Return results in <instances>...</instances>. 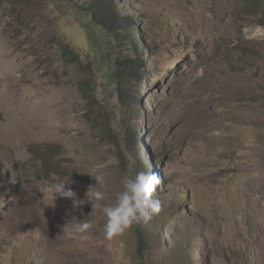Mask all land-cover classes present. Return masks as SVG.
<instances>
[{
  "label": "rangeland",
  "instance_id": "374dc122",
  "mask_svg": "<svg viewBox=\"0 0 264 264\" xmlns=\"http://www.w3.org/2000/svg\"><path fill=\"white\" fill-rule=\"evenodd\" d=\"M92 1L0 0V264H264L258 0H113L145 59L140 80L135 42L113 32L118 49L100 61L115 88L67 46L100 62L86 31ZM141 170L162 181L161 212L139 223L141 254L138 224L108 239L99 208L50 190L70 177L85 199L101 175L99 203L111 204ZM73 220L95 227L73 233Z\"/></svg>",
  "mask_w": 264,
  "mask_h": 264
},
{
  "label": "clouds",
  "instance_id": "9594fccd",
  "mask_svg": "<svg viewBox=\"0 0 264 264\" xmlns=\"http://www.w3.org/2000/svg\"><path fill=\"white\" fill-rule=\"evenodd\" d=\"M104 166V165H102ZM96 180L94 186H90L85 199H78L76 192L70 187V177H53L50 190L55 199L56 196L72 200L74 208H79L87 201L92 203V208H99L106 217L104 233L108 239L122 235L126 230L142 221L147 222L153 215L159 214L162 203L159 198H154L157 187L161 184L158 173L151 170L130 173L123 178L122 190L117 193L114 203L101 205L107 192L102 191L105 187L104 178L101 175L93 176ZM99 185V188H96ZM93 200L97 201L93 205ZM95 227L93 220H73L71 231L84 234Z\"/></svg>",
  "mask_w": 264,
  "mask_h": 264
},
{
  "label": "trees",
  "instance_id": "16d2710c",
  "mask_svg": "<svg viewBox=\"0 0 264 264\" xmlns=\"http://www.w3.org/2000/svg\"><path fill=\"white\" fill-rule=\"evenodd\" d=\"M256 2L257 4H255V6L262 11L261 21L264 22V0H258ZM87 11L91 16V26H86V31L88 33L89 41H91V43L94 46L96 45L95 46L96 50H94L96 53L95 58L97 56V59H99V61L101 60L100 59L101 55L106 53L112 54L114 53V51L118 49V44L114 39L116 38V36L114 37L113 32L118 33V31L123 30L128 33L126 38L135 42L136 37L135 35H132V31L133 30L135 31L134 20L129 17L130 16L129 14L127 15L122 14L118 9V7L113 3V0H93L92 3L87 8ZM73 45L74 44H70V43L67 44V46H69V50L73 51L72 52L73 54L68 53L70 54V57H73L74 60L76 61L78 60L80 61V63L86 66H88V64H92L91 68L97 69L99 75L103 77V80L101 81V87L115 88L116 82L114 81L110 84L109 81L111 78L110 76H108L109 74H107L110 70L111 64L109 63L106 68L101 61L98 63L96 59L95 61L90 63L87 57H85L83 53L77 52V50ZM135 45H136L135 54H132L133 58L132 57L129 58V61L132 69L136 73L138 72L139 74L137 78L139 77V79L142 80L143 79L142 68L144 67L142 65V61H144L145 59L142 52L139 50L141 48V45L140 44L137 45L136 42ZM106 74L107 76H105ZM80 86L82 87L85 93L90 91L88 89L87 84H85L83 81L80 82ZM139 94H141L140 91ZM130 95L131 97H133L135 95V92L132 91ZM136 101L135 99H132L131 102L132 105L131 110H133V113L135 114H137V112L140 111V110L138 111L136 108ZM117 105L119 106V104ZM136 234L139 241L138 252L141 254L147 248L146 240H145L146 235L145 232L143 231V226L141 224L137 225Z\"/></svg>",
  "mask_w": 264,
  "mask_h": 264
}]
</instances>
